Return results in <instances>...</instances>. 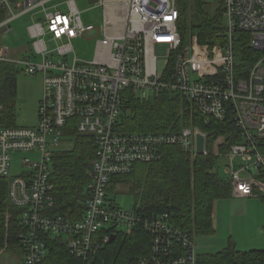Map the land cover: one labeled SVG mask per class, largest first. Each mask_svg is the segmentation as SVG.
<instances>
[{
	"label": "built area",
	"instance_id": "2783aa9c",
	"mask_svg": "<svg viewBox=\"0 0 264 264\" xmlns=\"http://www.w3.org/2000/svg\"><path fill=\"white\" fill-rule=\"evenodd\" d=\"M52 1L0 0V35L23 16L44 14V21L34 20L28 27L29 50L20 59L11 60V51L0 48L1 63L13 65L19 74L43 78L36 126L0 130V180H8L10 202L23 209L21 264H46L52 257L50 244L61 240L71 262L89 264L110 240L103 231L130 234L137 225L153 236L152 257L144 264H197L195 240L173 226L168 214L147 218L136 208L124 210L109 192L115 177L129 174L138 163L160 161L166 146L198 155L196 136L201 131L121 134L124 93L181 96L207 122L231 115L239 138L226 153L220 150L225 137L214 143L216 170L223 169L233 197H264V0H223L226 27L219 34L222 42L213 48L199 44L197 36L191 45H182L178 0H98L104 8L101 28L82 22L74 0L67 2L68 13L49 12ZM93 33L101 38L94 60L85 62L76 56L72 42ZM241 34L256 59L243 53L237 62ZM158 47H165L167 54L159 57ZM3 110L0 104V119ZM70 129L93 136L96 143L89 198L80 220L51 214L56 203L50 181L53 157L69 140ZM201 134L206 137L203 155H208V135ZM14 155H23L24 171L18 176L10 175Z\"/></svg>",
	"mask_w": 264,
	"mask_h": 264
},
{
	"label": "trees",
	"instance_id": "16d2710c",
	"mask_svg": "<svg viewBox=\"0 0 264 264\" xmlns=\"http://www.w3.org/2000/svg\"><path fill=\"white\" fill-rule=\"evenodd\" d=\"M178 7V30L183 46L193 36L198 37L199 44L212 48L222 42L219 34L226 27L223 0L219 1L214 11L206 0H178ZM246 37L241 34L236 46L240 51V55L237 54L239 62L243 53L251 59L257 56L247 44ZM18 74L13 65L0 62V104L4 107L0 130L19 126L16 113ZM124 98L119 133L179 134L185 128H197L208 135V155L194 156L179 146H166L160 161L138 163L129 174L115 177L109 195L119 189L126 191L144 217L156 218L168 214L171 224L193 239L215 236L216 204L232 196V186L228 178L220 176L216 170L214 143L220 137L226 138L220 148L223 153L237 143L239 131L233 117L229 115L222 122H207L181 96H138L127 90ZM68 132L70 146L56 151L53 157L50 181L54 185L56 203L51 214L70 213L73 219L80 220L89 198V172L96 155V143L91 135H81L72 129ZM260 147L264 154V142ZM22 213V208L10 202L8 180H0V252L12 254L19 250V235L25 231L20 222ZM103 233L116 238L112 244L103 243L89 264H144L146 259H151L153 236L144 226L137 225L130 234L116 229ZM49 248L52 257L46 264H74L70 261L64 240L50 244ZM197 264H264V251H241L230 241L219 252L198 254Z\"/></svg>",
	"mask_w": 264,
	"mask_h": 264
},
{
	"label": "rangeland",
	"instance_id": "374dc122",
	"mask_svg": "<svg viewBox=\"0 0 264 264\" xmlns=\"http://www.w3.org/2000/svg\"><path fill=\"white\" fill-rule=\"evenodd\" d=\"M70 0H53L47 5L48 11L59 10L63 13L69 12L67 2ZM81 20L86 25H94L101 28L103 26L104 8L99 6L98 0H74ZM214 11L220 0H206ZM44 21V14H29L11 23V28L7 34L0 35V48L7 47L11 52V60H18L29 50L30 38L28 27L34 20ZM101 37L98 34H89L87 38H78L72 42L74 51L78 59L90 62L94 60L97 42ZM187 45H191V40ZM50 49L53 45H49ZM156 53L159 57L167 54L165 47H158ZM74 55H71L73 57ZM237 56V62L239 63ZM17 125L34 127L38 122V107L43 92V78L40 75L28 76L18 74L17 76ZM70 142H63L61 149L68 148ZM23 155H14L10 170L11 176H18L24 170L21 166ZM26 157L37 159L36 154H27ZM218 173L226 177L223 169L218 168ZM120 208L130 210L135 208L134 199L126 191L119 189L110 196ZM222 224V223H221ZM221 225L217 240L212 237H198L195 240L196 252L198 254L216 253L229 245L228 239L235 243L238 250H261L264 251V197H253L249 199L247 215L235 219L231 225ZM22 253L16 249L12 254L0 252V264H21Z\"/></svg>",
	"mask_w": 264,
	"mask_h": 264
},
{
	"label": "crops",
	"instance_id": "0c3cea01",
	"mask_svg": "<svg viewBox=\"0 0 264 264\" xmlns=\"http://www.w3.org/2000/svg\"><path fill=\"white\" fill-rule=\"evenodd\" d=\"M249 199L250 198H239L231 196L229 199L220 200L217 202L214 215L216 235L212 237L214 238L212 240L218 239L223 221L224 223H227L226 225L229 226L234 222L235 219L247 215ZM231 239L232 238L228 239V242H230Z\"/></svg>",
	"mask_w": 264,
	"mask_h": 264
},
{
	"label": "water",
	"instance_id": "95a60500",
	"mask_svg": "<svg viewBox=\"0 0 264 264\" xmlns=\"http://www.w3.org/2000/svg\"><path fill=\"white\" fill-rule=\"evenodd\" d=\"M3 30L0 31L3 32ZM196 139H197V144H196V151L198 154H203L205 152V148H206V137L201 134V132H197V136H196ZM116 236H111L110 240H109V244H112L115 240Z\"/></svg>",
	"mask_w": 264,
	"mask_h": 264
},
{
	"label": "bare ground",
	"instance_id": "6f19581e",
	"mask_svg": "<svg viewBox=\"0 0 264 264\" xmlns=\"http://www.w3.org/2000/svg\"><path fill=\"white\" fill-rule=\"evenodd\" d=\"M66 213V212H65ZM70 214V213H69ZM100 251V250H99ZM93 258V257H92Z\"/></svg>",
	"mask_w": 264,
	"mask_h": 264
}]
</instances>
